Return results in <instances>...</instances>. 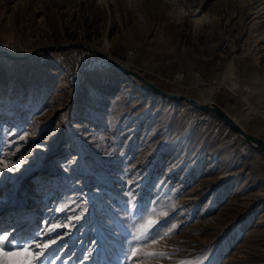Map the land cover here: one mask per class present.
<instances>
[{"label": "rangeland", "instance_id": "obj_1", "mask_svg": "<svg viewBox=\"0 0 264 264\" xmlns=\"http://www.w3.org/2000/svg\"><path fill=\"white\" fill-rule=\"evenodd\" d=\"M66 43L264 140V0H0V51ZM2 54L0 264H264V155L220 119L82 49Z\"/></svg>", "mask_w": 264, "mask_h": 264}, {"label": "water", "instance_id": "obj_2", "mask_svg": "<svg viewBox=\"0 0 264 264\" xmlns=\"http://www.w3.org/2000/svg\"><path fill=\"white\" fill-rule=\"evenodd\" d=\"M71 48H76V49H82L85 51H88L89 53H92L99 58L103 59L106 61L111 68L118 70L119 72L136 79L139 81L141 84H143L149 91L152 93L161 96L164 99H167L169 101H175V102H186L191 105H193L195 108L210 113L220 119L226 126H228L232 131L237 133L241 139H243L247 144L252 146L254 149L259 151L261 154L264 155V140L255 137L251 134H249L247 131H245L241 125L235 121L223 108L218 106L215 103H208V104H202L198 100L189 97V96H180V95H174L171 93H168L161 88L157 87L154 85L152 82L147 80L146 78L142 77L140 74L129 70L128 68L124 67L122 64L118 63L115 61L111 56L102 53L98 51L96 48L90 46V45H85L81 43H66L60 46H55V47H48V48H42L34 51L29 57L30 58L38 53H43L47 51H64L67 49ZM5 55V54H4Z\"/></svg>", "mask_w": 264, "mask_h": 264}, {"label": "bare ground", "instance_id": "obj_3", "mask_svg": "<svg viewBox=\"0 0 264 264\" xmlns=\"http://www.w3.org/2000/svg\"><path fill=\"white\" fill-rule=\"evenodd\" d=\"M196 15H197V13H196ZM86 45V44H85ZM93 47V46H92ZM95 48V47H94ZM98 50V49H97ZM98 51H100V52H102V53H105V52H103V51H101V50H98ZM1 52H3V54L1 55V56H3V57H5V58H9V59H12V60H16V58H21V57H24V56H26V55H30L32 52H33V50L31 49V50H29V51H27V52H25V53H23V52H21V53H19V52H16V51H11V50H8V49H5V50H2V51H0V53ZM5 52V53H4ZM5 54V55H4ZM105 54H107V53H105ZM108 55V54H107ZM13 57H15V58H13ZM29 57V56H28ZM26 58V57H25ZM0 59H2L1 57H0ZM7 62H10V61H7ZM118 62V61H117ZM119 63V62H118ZM121 64V63H120ZM115 70V69H114ZM116 71H118V70H116ZM119 72V71H118ZM121 73V72H120ZM121 74H123V73H121ZM125 75V74H124ZM127 76V75H126ZM129 77V76H128ZM131 78V77H130ZM132 79H134V78H132ZM136 80V79H135ZM137 81V80H136ZM139 82V81H138ZM140 83V82H139ZM8 87H7V92L6 93H4L3 94V96H4V100L3 101H5V100H7V98H9V105H10V103H11V98H12V96H13V92H14V90H13V92H12V95H10L11 97H7V95H8V91H9V89H11V88H15V81L12 79L11 81H9L8 82ZM143 85V84H142ZM144 86V85H143ZM2 86H0V92L1 93H3L2 91L4 90V89H2L1 88ZM145 87V86H144ZM146 88V87H145ZM147 89V88H146ZM6 91V90H5ZM198 93H199V95H198V97H196V99L200 102V103H202V104H208V103H211V98L213 97V95H214V90H213V88L212 87H205V86H199V89H198ZM4 106V104L2 105V107ZM242 127V126H241ZM252 147V146H251ZM77 171H79L78 169L76 170V173L77 174H79V172H77ZM80 179H81V181L82 180H84V182L83 183H85V182H87V179L85 178V176H82V177H80ZM34 208V207H33Z\"/></svg>", "mask_w": 264, "mask_h": 264}, {"label": "snow or ice", "instance_id": "obj_4", "mask_svg": "<svg viewBox=\"0 0 264 264\" xmlns=\"http://www.w3.org/2000/svg\"><path fill=\"white\" fill-rule=\"evenodd\" d=\"M131 195H134V194L130 193V196ZM141 219H143V216L142 215H141ZM162 234H163V225H161L160 227L155 228L152 232H150L148 234V236H146L144 238V242L145 243H150L151 241H154V240L158 239ZM35 238L36 239H39V233L36 235ZM10 245H11V240L9 241V246ZM127 256H128V253L126 251L125 252V258H127ZM42 264H43V262H42Z\"/></svg>", "mask_w": 264, "mask_h": 264}, {"label": "crops", "instance_id": "obj_5", "mask_svg": "<svg viewBox=\"0 0 264 264\" xmlns=\"http://www.w3.org/2000/svg\"><path fill=\"white\" fill-rule=\"evenodd\" d=\"M208 50H209V49H208ZM210 51H211V50H209L208 52H210ZM184 52H185V51H184ZM184 52H183V54H184ZM182 63L185 64V63H186L185 60H183ZM216 65H218V66L220 65V60L217 61Z\"/></svg>", "mask_w": 264, "mask_h": 264}]
</instances>
